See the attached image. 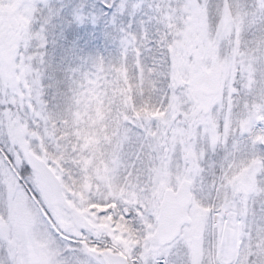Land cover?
<instances>
[{
  "label": "snow or ice",
  "instance_id": "1",
  "mask_svg": "<svg viewBox=\"0 0 264 264\" xmlns=\"http://www.w3.org/2000/svg\"><path fill=\"white\" fill-rule=\"evenodd\" d=\"M0 264H264V0H0Z\"/></svg>",
  "mask_w": 264,
  "mask_h": 264
}]
</instances>
